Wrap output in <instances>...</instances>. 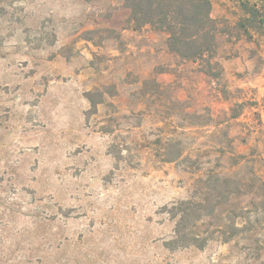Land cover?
I'll use <instances>...</instances> for the list:
<instances>
[{"label": "rangeland", "instance_id": "obj_1", "mask_svg": "<svg viewBox=\"0 0 264 264\" xmlns=\"http://www.w3.org/2000/svg\"><path fill=\"white\" fill-rule=\"evenodd\" d=\"M124 2L0 0V264H264V36L213 13L209 77ZM192 198L210 240L169 249Z\"/></svg>", "mask_w": 264, "mask_h": 264}, {"label": "trees", "instance_id": "obj_2", "mask_svg": "<svg viewBox=\"0 0 264 264\" xmlns=\"http://www.w3.org/2000/svg\"><path fill=\"white\" fill-rule=\"evenodd\" d=\"M124 6L130 11L128 20L135 31L149 26L156 32L168 34L166 43L172 54L182 60L199 61L201 70L209 77L221 76L214 67L223 69L217 60V51L219 36L226 31L220 29L217 19L212 16V0H125ZM241 8L245 17L237 24V30H242L250 39L254 32L264 36V0H243ZM111 88L114 87L86 92L90 102V108L85 112L87 121L97 114L99 105L107 102V95L114 96L115 91H109ZM239 114H234V117ZM196 205L192 198L171 207L169 214L176 226L173 238L165 243L167 248L194 246L204 249L208 244L210 238L194 231L195 223L207 216ZM196 211L197 217H192Z\"/></svg>", "mask_w": 264, "mask_h": 264}, {"label": "crops", "instance_id": "obj_3", "mask_svg": "<svg viewBox=\"0 0 264 264\" xmlns=\"http://www.w3.org/2000/svg\"><path fill=\"white\" fill-rule=\"evenodd\" d=\"M232 1H233V0H221V1H220L221 4H222L223 2H226V4H225V5L223 4V5H221V6H219V5L216 6V10H214V12L212 11V16H213V18L216 19V17L214 16V14H216V15L221 14V15H219V16H221V18H226V19H228L230 16H229V15L225 16V14L228 13V11L226 10V7L230 6V3L232 4ZM241 1H243V0H237V4H238V7H239L240 10H242V8H241ZM213 13H214V14H213ZM242 13H244L243 10H242L241 14H242ZM244 17H245V14H244ZM244 17H243V18H244ZM241 20H242V19H240V20L238 21V23H239ZM226 31H227V30H226ZM135 32H136V31H135ZM224 34H226V32H225ZM169 55L174 56V54H172V53H168V54L166 55V57L168 58ZM160 58H161V56H159V59H160ZM224 66H225L224 69L226 68V71H230V65H224ZM162 75H163V74H162ZM202 97H203V95H202Z\"/></svg>", "mask_w": 264, "mask_h": 264}]
</instances>
